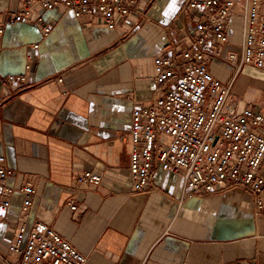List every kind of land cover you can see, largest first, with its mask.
Here are the masks:
<instances>
[{
  "label": "crops",
  "instance_id": "crops-1",
  "mask_svg": "<svg viewBox=\"0 0 264 264\" xmlns=\"http://www.w3.org/2000/svg\"><path fill=\"white\" fill-rule=\"evenodd\" d=\"M19 1L0 0L1 23ZM185 1L154 0L114 30L94 17L77 18L61 4L48 10L35 5L28 19L5 24L0 157L12 170L7 184L31 183L35 195L26 213L20 211L23 195L11 196L0 220V264H11L3 256L18 226L35 221L86 255V264H264V216L246 190L216 188L181 200V175L159 169L146 192L131 190V112L154 93V58L191 22L182 11ZM39 16L52 25L46 37ZM236 17L227 21L224 53L241 44L243 24L238 41L231 32ZM208 70L220 81L232 72L220 59L210 60ZM231 92L240 107L264 115V70L243 66ZM84 171L101 174L102 182L77 183ZM259 174L264 178V163Z\"/></svg>",
  "mask_w": 264,
  "mask_h": 264
},
{
  "label": "built area",
  "instance_id": "built-area-1",
  "mask_svg": "<svg viewBox=\"0 0 264 264\" xmlns=\"http://www.w3.org/2000/svg\"><path fill=\"white\" fill-rule=\"evenodd\" d=\"M153 1L20 0L7 23L0 22V36L5 24L28 19L35 5L48 10L61 4L77 18L94 17L114 30L130 14H143ZM260 2L185 1L182 11L191 14V22L182 26L177 41L154 58V93L148 104H137L131 112L128 171L133 192H146L151 173L159 169L181 175L186 189L181 200L207 195L216 188H241L250 194L255 212L264 216V178L259 174L264 163V115L240 107L231 92L243 66L264 70V14ZM233 16L242 19V41L239 47L224 53L227 21ZM36 21L41 24L42 35L48 36L52 25L42 16ZM212 59L231 67L226 81L218 80L208 70ZM8 79L24 81L23 76ZM4 162L0 157V220L15 192L23 195L21 213L28 211L35 195L31 183L19 188L7 184L12 170ZM76 182L96 186L102 182V175L84 171ZM3 260L11 264H86L87 257L54 229L35 221L30 227L24 223L18 226Z\"/></svg>",
  "mask_w": 264,
  "mask_h": 264
},
{
  "label": "rangeland",
  "instance_id": "rangeland-1",
  "mask_svg": "<svg viewBox=\"0 0 264 264\" xmlns=\"http://www.w3.org/2000/svg\"><path fill=\"white\" fill-rule=\"evenodd\" d=\"M232 18V17H231ZM238 19L234 20V22H232L231 24V32L233 35V39L235 41H238L239 39V33H240V25L242 23V19L240 17H236Z\"/></svg>",
  "mask_w": 264,
  "mask_h": 264
}]
</instances>
